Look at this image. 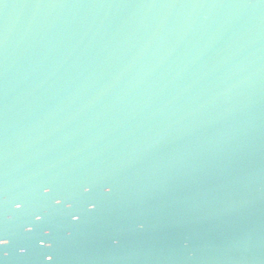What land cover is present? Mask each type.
I'll use <instances>...</instances> for the list:
<instances>
[{"label": "water", "instance_id": "95a60500", "mask_svg": "<svg viewBox=\"0 0 264 264\" xmlns=\"http://www.w3.org/2000/svg\"><path fill=\"white\" fill-rule=\"evenodd\" d=\"M0 264H264V0H0Z\"/></svg>", "mask_w": 264, "mask_h": 264}]
</instances>
